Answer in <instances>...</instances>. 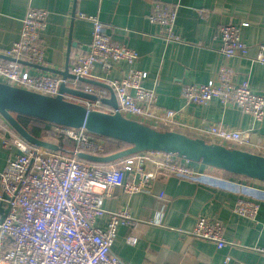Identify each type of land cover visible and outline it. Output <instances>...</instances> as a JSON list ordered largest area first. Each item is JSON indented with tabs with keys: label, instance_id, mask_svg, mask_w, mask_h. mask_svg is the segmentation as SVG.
<instances>
[{
	"label": "built area",
	"instance_id": "obj_1",
	"mask_svg": "<svg viewBox=\"0 0 264 264\" xmlns=\"http://www.w3.org/2000/svg\"><path fill=\"white\" fill-rule=\"evenodd\" d=\"M47 16L43 9H27L18 39L5 52L11 60L0 59L1 83L55 97L61 84L75 89L77 79L89 78L95 65L110 72L117 63H124L128 67L125 75L108 84L115 95L116 111L122 116L138 117L141 122H136L150 128L160 124L164 128L172 126L175 112H158L155 91L143 86L146 73L134 68L137 52L124 43L113 41L96 17L79 16L91 22L92 32L88 49L70 66L69 73L76 79L64 80L51 74L31 75L23 70L21 62L35 65L43 62L40 35ZM176 16V6L155 2L146 18L160 28L163 41L171 44L181 41L175 31ZM239 29L231 24L217 28L215 37L220 42L223 63L208 82L183 85L181 97L187 104L199 106L218 100L224 107H235L248 115L252 124L258 126L264 118V95L254 93L247 80L236 83L234 71L227 64L233 57L245 58L248 54V46L241 40ZM253 61L264 65V45L258 48ZM84 93L96 99L83 101L81 105L85 109L116 112L101 103L102 99L109 98L107 88L87 86ZM75 100L77 98H73ZM202 132L208 136L207 141L204 140L207 143L221 145L218 142H225L232 145L230 148L241 149L245 135L252 129L232 131L212 124L204 127ZM43 140L57 145L59 151L30 145L17 136H4L3 146L15 149V152L10 153L0 173V206L7 210L3 219L0 214V264H124L112 254L111 247L120 226L137 223L123 209L108 214L104 229L97 227L96 220L105 213L103 201L112 196L114 189L128 195L150 194L159 175L197 181L204 174L196 171L192 162L162 152H140L117 163L88 164L79 159L78 154L106 156L105 145L103 140L83 128L53 127L49 137L45 136ZM255 148H260L259 141ZM157 197L161 199L162 193ZM258 210L257 200L242 195L237 199L233 213L254 221ZM223 231L219 221L198 217L187 234L213 243L220 250L228 244ZM126 242L134 245L137 238L130 237ZM252 250L262 257L264 264V248ZM225 260L228 262V257Z\"/></svg>",
	"mask_w": 264,
	"mask_h": 264
},
{
	"label": "crops",
	"instance_id": "obj_2",
	"mask_svg": "<svg viewBox=\"0 0 264 264\" xmlns=\"http://www.w3.org/2000/svg\"><path fill=\"white\" fill-rule=\"evenodd\" d=\"M155 2L177 7L175 31L180 42L166 44L160 28L147 21ZM29 7L48 13L40 35L43 62L39 66L61 71L67 65L70 69L91 41L92 24L79 16L96 17L113 41L137 52L134 68L146 73L143 86L155 91L158 112H175L174 123L166 131L207 141L202 129L208 125L241 132L252 129L245 135L241 150L264 156V118L260 125H253L248 115L235 107H224L218 100L199 106L187 104L181 97L183 85L208 82L223 63L215 32L226 24L239 27L241 40L248 46L245 58L227 61L234 71V81L247 80L254 93L264 95V65L253 61L264 45V0H0V59L11 60L5 52L18 39ZM21 67L31 75L51 74L27 62H21ZM127 69L124 63H117L105 72L95 65L85 79L95 84L81 81L75 89L84 92L87 86L106 88L111 81L121 79ZM63 97L73 101V97ZM75 101L81 104L85 100ZM4 136L17 134L0 119V173L10 153L15 152L3 146ZM257 141L260 150L255 148ZM194 169L204 173L197 181L159 175L150 194L128 195L114 189L103 201L105 213L95 225L104 229L108 214L123 209L137 223L118 228L111 247L114 256L124 264H263L252 248H264V187H260L264 185L204 165L195 164ZM161 193L163 197L158 199ZM242 195L259 203L254 221L233 213ZM198 217L223 225L226 247L218 250L213 243L187 234ZM130 237L137 238V243L128 244L126 239Z\"/></svg>",
	"mask_w": 264,
	"mask_h": 264
},
{
	"label": "water",
	"instance_id": "obj_3",
	"mask_svg": "<svg viewBox=\"0 0 264 264\" xmlns=\"http://www.w3.org/2000/svg\"><path fill=\"white\" fill-rule=\"evenodd\" d=\"M32 65L44 72L60 76L64 80L76 79L69 73L67 65L61 71ZM77 81L92 83L85 81V78L77 79ZM106 88L110 92V97L102 99L101 103L116 111L115 95L110 88L107 86ZM63 95L86 101L96 100L94 96L69 88L64 84L60 85L57 96L47 97L0 82V117L28 144L52 152L59 151V147L31 136L11 113L25 115L66 128H83L94 136L118 140L129 145L126 149L102 157L85 153L78 154L79 159L88 163L107 164L140 152H162L192 163L264 183V156L262 155L210 144L203 139L190 138L179 132L158 131L125 118L117 111L110 114L87 110L79 103L66 100ZM6 211V209L0 208L2 219Z\"/></svg>",
	"mask_w": 264,
	"mask_h": 264
},
{
	"label": "trees",
	"instance_id": "obj_4",
	"mask_svg": "<svg viewBox=\"0 0 264 264\" xmlns=\"http://www.w3.org/2000/svg\"><path fill=\"white\" fill-rule=\"evenodd\" d=\"M67 100V99H66ZM12 116L15 118V120L33 137L38 138V139H42L46 136L49 137L50 135V131L53 127H62V126H58L55 124H51L48 122H44L32 117H28L25 115H21V114H16V113H11ZM1 121L6 125L7 123L0 117ZM152 129L158 130L154 127H151ZM9 129H11L9 127ZM11 131H13L11 129ZM160 131V130H158ZM13 133H16L15 131H13ZM17 137H19L17 135ZM99 139L103 140L104 145H105V155H110L116 152H119L123 149H126L127 147H129L128 144L118 141V140H114V139H109V138H105V137H100L97 136ZM20 138V137H19ZM61 145V144H60ZM68 147H70V144H68ZM119 160L117 161H113L111 163H117ZM88 164H92V163H88ZM195 164V163H193Z\"/></svg>",
	"mask_w": 264,
	"mask_h": 264
},
{
	"label": "rangeland",
	"instance_id": "obj_5",
	"mask_svg": "<svg viewBox=\"0 0 264 264\" xmlns=\"http://www.w3.org/2000/svg\"><path fill=\"white\" fill-rule=\"evenodd\" d=\"M125 117H128V118H131V120H135V121H140L141 122V120H140V118H138V117H134V116H128V115H124ZM147 125H149V124H147ZM172 126H169L167 129H161V127L159 126V127H156L158 130H160V131H166V130H168V129H170ZM221 144H222V146H224V147H226V148H230L232 145H230L229 143H225V142H221ZM196 165H201V164H197V163H195ZM201 166H203V165H201ZM262 185H264V184H262ZM260 187H264V186H260Z\"/></svg>",
	"mask_w": 264,
	"mask_h": 264
}]
</instances>
